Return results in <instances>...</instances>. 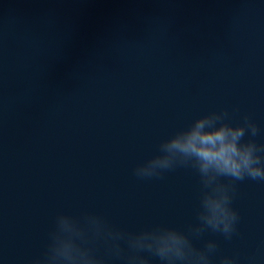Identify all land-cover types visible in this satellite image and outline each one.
<instances>
[{
  "label": "water",
  "instance_id": "obj_1",
  "mask_svg": "<svg viewBox=\"0 0 264 264\" xmlns=\"http://www.w3.org/2000/svg\"><path fill=\"white\" fill-rule=\"evenodd\" d=\"M258 127L264 145V0H0V264H43L59 215L125 234L79 242L102 264H166L127 235L172 228L210 264H264V181H233L231 238L204 228L191 163L135 169L196 119ZM179 264V262H178Z\"/></svg>",
  "mask_w": 264,
  "mask_h": 264
},
{
  "label": "clouds",
  "instance_id": "obj_2",
  "mask_svg": "<svg viewBox=\"0 0 264 264\" xmlns=\"http://www.w3.org/2000/svg\"><path fill=\"white\" fill-rule=\"evenodd\" d=\"M226 115L213 113L196 119L187 129L161 144L162 155L135 169V175L140 178L160 176L177 163H191L199 171L207 191L203 194L199 214L204 227L190 229L197 235L206 227L231 238L236 229L239 216L231 206V185L219 183V177L264 181V145L243 140L246 131L257 135V125L245 118L244 124L233 126L223 122ZM89 238L111 241L110 254L119 256L121 248L117 242L124 239L125 234L109 228L96 215L86 216L84 226L71 216L59 215L43 264H102L89 248L79 243ZM126 239L130 249L153 253L166 264H210L209 254L217 247L214 241H208L206 251H199L183 232L172 228L129 234ZM129 264L146 262L143 257L131 256ZM221 264H236V261L233 257H224Z\"/></svg>",
  "mask_w": 264,
  "mask_h": 264
}]
</instances>
